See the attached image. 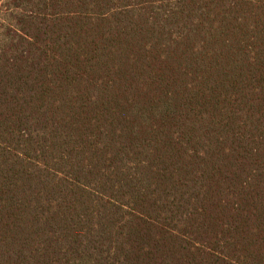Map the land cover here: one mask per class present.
<instances>
[{
  "label": "trees",
  "instance_id": "obj_1",
  "mask_svg": "<svg viewBox=\"0 0 264 264\" xmlns=\"http://www.w3.org/2000/svg\"><path fill=\"white\" fill-rule=\"evenodd\" d=\"M0 264H264V0H0Z\"/></svg>",
  "mask_w": 264,
  "mask_h": 264
}]
</instances>
